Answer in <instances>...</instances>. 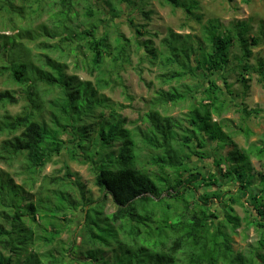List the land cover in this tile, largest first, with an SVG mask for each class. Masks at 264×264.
Returning a JSON list of instances; mask_svg holds the SVG:
<instances>
[{"label":"trees","instance_id":"obj_1","mask_svg":"<svg viewBox=\"0 0 264 264\" xmlns=\"http://www.w3.org/2000/svg\"><path fill=\"white\" fill-rule=\"evenodd\" d=\"M141 1L54 0L53 13L60 18L52 19L48 35L60 38V43H44L64 54L69 45L74 50L77 39L84 41L91 55L86 69L95 73L100 87L121 79L133 52L158 66L162 82L177 85L160 87L148 99V109L139 117L146 127L135 121L133 132L127 129L130 121L115 103L100 94L92 81H75L67 75L56 58L35 53L36 64L12 51L0 60V77L7 75L17 83L25 101L22 112L11 113L7 106L17 104L21 97L16 91L0 90V108L5 109L0 115V136H5L0 163L15 168L21 162L23 168L22 172L0 168V264H15L19 259L21 264L30 263L23 256L27 239L46 255L45 264H264V171L251 160L257 156L264 169V146L241 147L234 140L241 126L229 124L225 117L232 106L243 114V120L260 111L234 100L228 76L234 72L236 81L248 90L251 77L258 74L264 88V59L251 61L253 46L262 38L248 35L246 20L225 25L211 19L202 25L200 35L170 29L156 46L151 38L140 40L144 26L139 28L130 18L137 33L133 43L125 33L111 28L112 21L138 8L149 19L151 11L142 10ZM160 1L181 8L188 18L203 20L197 13L199 0ZM16 3L0 0V13L25 9L23 3ZM78 16L83 17V30L72 25ZM2 44L0 40V57L7 51ZM236 46L238 53L232 51ZM138 73L142 78V71ZM188 79L194 82H185ZM178 105L187 108L181 119L168 113ZM97 111L104 119L101 122L91 120ZM251 130H244L247 137ZM114 145H118L116 154L109 150ZM143 146L158 151L149 157L158 172L139 165ZM78 147L83 161L96 173L95 185L106 194L98 199L87 196L85 183L67 168L62 177L50 179L57 183L54 188L42 186L38 201L34 200L31 191L43 168L65 150L76 160ZM208 159L218 171L205 173L191 166L194 160ZM21 174L22 184H18L16 176ZM109 194L118 206L112 213L106 212ZM237 204L246 208V222L261 231L256 246L248 251L233 246V237L243 224ZM68 210L83 213L79 234L61 251H42L39 247L54 242L63 232V226H58L68 221ZM42 214L47 225L38 224ZM79 237L81 245L76 243Z\"/></svg>","mask_w":264,"mask_h":264},{"label":"rangeland","instance_id":"obj_2","mask_svg":"<svg viewBox=\"0 0 264 264\" xmlns=\"http://www.w3.org/2000/svg\"><path fill=\"white\" fill-rule=\"evenodd\" d=\"M24 1V2H23ZM200 8L197 9V13L202 15V22H200L196 17L188 18L185 12L181 8H173L168 4L162 3L160 0H144L139 3V7L142 6V10L151 11V17L148 19L145 14L137 9L132 15L126 10L125 14L116 20L112 21L111 27L114 31H122L125 33L128 38L133 40V36L136 33L135 27L131 25L128 20L130 18L134 19V24L136 26L141 25L144 35L140 36V40L153 39L156 46L160 45L161 40L167 36L170 29L175 32H180L182 34L195 33L200 35L202 32V25L211 19H219L225 25H230L235 21L246 20L250 27L248 35L260 36L261 42L259 45L253 46L254 55L251 58L252 62H256L257 59H264V0H199ZM16 5L19 6L22 3L24 4V10L19 11L13 10V13L10 14L6 12L5 9L0 13V40L3 42L2 47L6 48L7 51L1 52L0 60L6 59L8 52L14 51L16 55H19L20 58L34 59V62L37 64L38 61L34 57L35 53L38 54H47L53 59H58V61L64 65V70L67 75H72L75 78V81H84L90 80L93 82L97 88H99V93L104 95L109 99L110 102L115 103L116 108L130 121L127 124V129L133 128V123L138 121V124H141L143 127H146L148 124L143 123L139 118L142 116V113L148 109L147 101L152 96L155 95V91L160 87L165 89L169 88L170 85H177L176 82L172 84H164L159 77L161 73L158 66H154L149 63L143 56L139 53H132L131 61L125 62V67L122 69L121 79H113L110 84L105 86H99L97 83L95 73L90 74L86 69V60H88L91 55L88 50L84 47V41L81 42L80 39H77L74 44V50L68 46L66 53L62 54L59 50H53L52 48H47L45 45L47 42L48 45H54L60 43V38H51L48 34H52L51 22L52 19L56 20L60 18L57 15L55 5L53 4L54 0H16ZM29 5L32 6V9H29ZM27 6V8L25 7ZM23 7V5L21 6ZM83 5L78 7L79 11L82 13ZM25 11V12H24ZM24 12V14H23ZM12 19H11V18ZM52 17V18H51ZM72 25L74 29L83 30L85 28L83 17L78 16L76 19L72 20ZM15 27L17 29L15 30ZM111 31L113 34L114 31ZM4 34V35H3ZM14 34V35H13ZM69 42V41H68ZM83 43V45H80ZM63 43L60 45L62 47ZM233 52L238 53L239 48L233 47ZM140 53H143L140 52ZM61 56V57H60ZM233 57V54H232ZM78 62V63H77ZM78 64V66H77ZM142 71V78L138 75V71ZM234 72L230 73L228 76L229 81L232 82V89L234 94V100L237 103H243L248 108H259L260 111L258 114L253 115L249 119L243 120L242 113L235 111V108L232 106L231 110L225 114L229 124L233 126L240 125L242 130H238L234 134V140L241 146L247 147L253 142L263 141L264 136L259 137L257 135L246 136L244 130L247 127L254 129L255 133H262L264 131V88L261 83L258 82V74H254L250 80V88L247 90L242 83L237 82ZM248 77V76H247ZM185 82L191 83L194 82V79H188ZM10 89L16 91L19 94L20 102L17 104H11L7 106V110L11 113H20L24 108L25 101L23 100V91L21 87L13 82L7 75L0 77V90ZM199 95H202L200 93ZM230 96V95H229ZM231 97V96H230ZM123 104L125 107L119 108V105ZM186 103H184L185 106ZM169 114L177 118H183L187 108H181L180 105L170 107L168 110ZM5 112V109L0 108V115ZM218 119L215 117V120ZM91 120L96 122H101L104 119H100L99 111L95 112ZM110 127V126H109ZM230 130V128H226ZM133 132V130H130ZM19 136H22V131H17ZM95 135V132H93ZM93 135V136H94ZM5 136H0V146L1 141ZM262 138V139H261ZM257 139V140H255ZM74 146V144H71ZM78 158L76 160H71L69 157V152L65 150L60 155L54 157L52 162L48 163L45 168H43L40 178L36 183L35 189L31 192L33 194L34 200L38 201L40 197V190L42 186L45 188L56 186V181L50 180L52 177H62L67 168H70L73 173L78 174L81 178V181L85 183L87 196L92 197L93 199H98L100 196L106 194V191H101L97 185H95L94 180L96 178V173L92 166L89 163H85L83 157L81 156L82 149L76 148ZM114 154L118 151V145L111 146L109 148ZM155 150L143 146V150L140 157L141 162L140 166L147 167L151 172H158L159 168L152 164L149 158L151 155L157 154ZM254 165L256 169L264 171L261 167L259 161L256 158H253ZM191 166L198 167L205 173L210 171H218L216 167L213 166V160H194L191 163ZM0 168L6 169L8 171L14 172L15 168L18 172H22V163L16 162L15 168L9 167L6 163L1 162ZM22 174L16 176V181L18 184H22ZM256 178H254V182ZM58 181V180H57ZM14 182V184H15ZM12 184L13 187H17ZM203 190V188H202ZM72 194H76L72 191ZM192 195V194H191ZM46 195H42L45 198ZM19 203H21V196H19ZM236 212L242 219V226L238 229V234H236L234 239V249L235 250H244L248 251L251 249L252 245L257 244L258 239L261 237V231L255 226V224H248L246 222V216L248 212L245 207L237 204ZM118 206L114 203L112 196L109 194L107 198V213H112L117 210ZM14 212V211H13ZM12 212V213H13ZM220 213V212H219ZM67 219V218H65ZM83 220L82 211H70L68 210V221L65 220L62 224H59L58 228L63 226V232L60 233V236L54 240V242L47 244L46 246L39 247L42 251L45 249H56L61 251L63 247L70 246L79 234L80 226ZM47 218L41 215L38 219V224L44 223L47 225ZM57 221V220H55ZM31 224V223H30ZM35 225V224H34ZM43 225V224H42ZM22 237H27V234L22 233ZM81 242L79 237L76 241L77 244ZM82 243V242H81ZM80 243V245H81ZM24 244V243H23ZM24 258L29 260L26 264H45L42 260L46 255L42 254L38 248L31 245L29 239H27V244L24 246ZM86 249V246H83ZM34 249V250H32ZM80 247L77 248L79 252ZM107 255L110 256L111 253L107 250ZM264 253V250H262ZM79 255V254H77ZM84 259V255H79ZM33 260V261H32ZM15 264H21V259L16 260ZM79 264V263H74Z\"/></svg>","mask_w":264,"mask_h":264},{"label":"crops","instance_id":"obj_3","mask_svg":"<svg viewBox=\"0 0 264 264\" xmlns=\"http://www.w3.org/2000/svg\"><path fill=\"white\" fill-rule=\"evenodd\" d=\"M251 131H252V133H251V137H252L253 135H257L258 138L264 136V131H263L262 133H255L254 129H252ZM261 139H262V138H261ZM255 140H257V139H255ZM252 144L255 145V146H259V147H263V146H264V142H263L262 140H261V141L259 140V141H257V142H253ZM248 146H249V145H248ZM248 146H247V147H248ZM228 149H229V147L226 148V151H227ZM253 158H256L258 161H259V159H258L257 156H253V157L251 158L252 163H253V165H254V160H253ZM259 163H260V161H259ZM254 166H255V165H254ZM255 178H256L255 181H258V177H255Z\"/></svg>","mask_w":264,"mask_h":264},{"label":"water","instance_id":"obj_4","mask_svg":"<svg viewBox=\"0 0 264 264\" xmlns=\"http://www.w3.org/2000/svg\"><path fill=\"white\" fill-rule=\"evenodd\" d=\"M107 191H108V189H107Z\"/></svg>","mask_w":264,"mask_h":264}]
</instances>
